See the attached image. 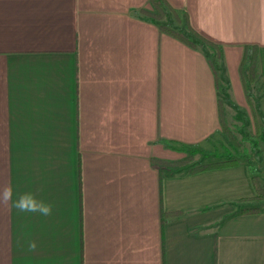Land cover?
I'll return each mask as SVG.
<instances>
[{"label": "crops", "instance_id": "0c3cea01", "mask_svg": "<svg viewBox=\"0 0 264 264\" xmlns=\"http://www.w3.org/2000/svg\"><path fill=\"white\" fill-rule=\"evenodd\" d=\"M166 2L220 45L230 100L249 107L239 64L246 45L264 54V0ZM151 8L0 0V185L55 205L47 218L0 208V264H264L245 162L161 175L152 163L186 155L162 139L200 145L220 122L204 53ZM249 203L260 210L236 212Z\"/></svg>", "mask_w": 264, "mask_h": 264}, {"label": "trees", "instance_id": "16d2710c", "mask_svg": "<svg viewBox=\"0 0 264 264\" xmlns=\"http://www.w3.org/2000/svg\"><path fill=\"white\" fill-rule=\"evenodd\" d=\"M150 2L152 8L142 10L148 20L156 23L160 30L170 33L187 45L204 53L214 76L220 122L219 133L222 138V150L206 149L196 143L172 144L162 139L164 144L183 150L186 155L176 160L152 157V163L158 168L161 175L163 169L169 173L185 174L201 169L245 162L255 189V195L251 199L264 200V181L260 177V173L264 175V109L260 108L258 95L252 99L250 90V83L257 84L259 79L264 85V54H256L257 50L254 46L246 45L239 64L240 75L255 126V134H252L248 130L251 118L247 110L230 100L229 80L220 45L198 33L190 25L186 11L172 8L166 0H150ZM227 105L241 114L242 121L238 126L240 135L227 121L225 112ZM196 154L199 155L197 159L194 158ZM208 157L215 159L203 161ZM237 207L236 212L239 213H253L260 210V204L256 203L241 204Z\"/></svg>", "mask_w": 264, "mask_h": 264}, {"label": "clouds", "instance_id": "9594fccd", "mask_svg": "<svg viewBox=\"0 0 264 264\" xmlns=\"http://www.w3.org/2000/svg\"><path fill=\"white\" fill-rule=\"evenodd\" d=\"M0 208L12 210L15 214L37 216L41 218L50 217L55 205L32 190L21 191L10 179L6 184L0 185ZM28 250L35 251L37 244L33 240L27 242Z\"/></svg>", "mask_w": 264, "mask_h": 264}, {"label": "rangeland", "instance_id": "374dc122", "mask_svg": "<svg viewBox=\"0 0 264 264\" xmlns=\"http://www.w3.org/2000/svg\"><path fill=\"white\" fill-rule=\"evenodd\" d=\"M261 79L258 80L257 84H254L253 82L250 83V90H251V96L252 99L255 98L256 95H258L259 97V104H260V108L263 110L264 109V85L261 84ZM249 117L251 118L250 120V124L248 126V130L252 133L255 134V126H254V121L252 119V115H251V110L250 107L246 108ZM226 112V111H225ZM226 118L228 123L231 125V127L237 132L238 135H240L241 133L238 132V126L241 124L242 118H241V114L239 111H235L232 107L226 112ZM258 121L260 122L259 118ZM199 145V144H198ZM199 146L206 148V149H218V150H222V138L220 133H216L212 136H210L207 141H203ZM199 157L198 154H196L194 156L195 159H197ZM215 158L213 157H208L206 159H204L203 161H210V160H214ZM260 177L262 178V180L264 181V175L260 173ZM262 201H256V202H263ZM258 204V203H256ZM261 204V203H259Z\"/></svg>", "mask_w": 264, "mask_h": 264}]
</instances>
